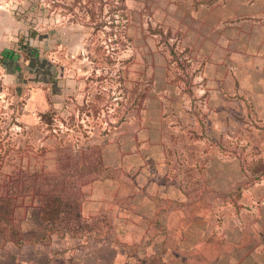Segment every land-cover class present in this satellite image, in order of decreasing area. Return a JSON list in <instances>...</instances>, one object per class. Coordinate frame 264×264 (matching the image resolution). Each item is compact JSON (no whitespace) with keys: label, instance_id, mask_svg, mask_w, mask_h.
Wrapping results in <instances>:
<instances>
[{"label":"rangeland","instance_id":"obj_1","mask_svg":"<svg viewBox=\"0 0 264 264\" xmlns=\"http://www.w3.org/2000/svg\"><path fill=\"white\" fill-rule=\"evenodd\" d=\"M7 1L26 32V100L0 94V191L19 194L0 201L5 242L26 240L41 172L44 186L72 181L82 211L46 244L113 242L127 264H264V26L248 34L250 1ZM1 251L0 264L22 259ZM39 252L25 264H77Z\"/></svg>","mask_w":264,"mask_h":264},{"label":"crops","instance_id":"obj_2","mask_svg":"<svg viewBox=\"0 0 264 264\" xmlns=\"http://www.w3.org/2000/svg\"><path fill=\"white\" fill-rule=\"evenodd\" d=\"M234 1L239 3L244 0ZM247 1H250V3L247 4L249 10L245 15L253 22V28L249 29L248 34H253L256 30L255 27L261 25L260 22L264 26V0ZM6 2L8 3L7 0ZM239 9L240 7H237L234 13L240 15ZM257 19L259 20L256 21ZM14 26L15 17L13 9L0 5V94L3 97H7L8 100L10 98L26 100V32L16 37ZM60 68L62 71V67ZM30 215L33 216V211L30 212ZM35 216L36 218H32V220L30 217L27 218L26 240L23 243L22 241L16 242L15 240H7L5 242L4 238L0 236V256L1 250L9 248L18 257L17 260H20V257H22L19 264H25V261H23L24 252L26 248L31 247L39 250V254L44 253L47 256L55 254L56 258L64 253L67 256V260L71 261L73 259L77 264H127L128 249L124 248L121 244L112 242L101 243L96 247L74 246L70 245L69 239L58 242L57 240L62 238L57 235H53L51 241L47 244L46 242H42L45 229H39V233H36L35 236L29 234L34 225H41L39 224L38 213ZM27 235L29 236L27 237ZM28 260L26 259V264H32Z\"/></svg>","mask_w":264,"mask_h":264},{"label":"trees","instance_id":"obj_3","mask_svg":"<svg viewBox=\"0 0 264 264\" xmlns=\"http://www.w3.org/2000/svg\"><path fill=\"white\" fill-rule=\"evenodd\" d=\"M41 176V172L31 174L33 182L29 185L30 189H27L26 196L30 200L28 206L37 208L39 219L45 226L46 231L42 239L53 232L65 234L80 228L81 224L77 222L82 216V211L79 199L73 193L72 181L63 180L59 186H44L42 182L37 183V180H41ZM18 195V193L1 190L0 201L5 203L6 200H12ZM6 217L7 211L3 205H0V218Z\"/></svg>","mask_w":264,"mask_h":264}]
</instances>
